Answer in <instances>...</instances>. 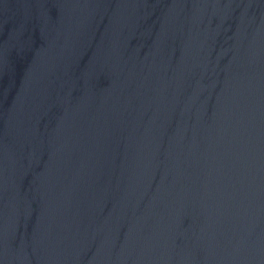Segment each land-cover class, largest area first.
<instances>
[{"label":"water","instance_id":"obj_1","mask_svg":"<svg viewBox=\"0 0 264 264\" xmlns=\"http://www.w3.org/2000/svg\"><path fill=\"white\" fill-rule=\"evenodd\" d=\"M0 264H264V0H0Z\"/></svg>","mask_w":264,"mask_h":264}]
</instances>
